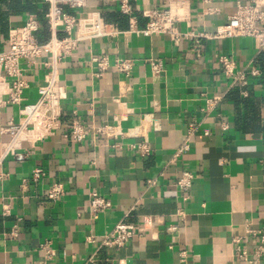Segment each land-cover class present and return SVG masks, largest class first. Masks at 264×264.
I'll return each instance as SVG.
<instances>
[{
	"label": "crops",
	"instance_id": "crops-1",
	"mask_svg": "<svg viewBox=\"0 0 264 264\" xmlns=\"http://www.w3.org/2000/svg\"><path fill=\"white\" fill-rule=\"evenodd\" d=\"M128 1L130 15L119 12V0L65 8L73 14L100 10L121 32L82 42L59 63L66 91L60 127L23 162L2 160L0 264H182L181 251L183 264H244L233 254L232 238L243 236L247 226L264 230V51L252 37H225L204 39L198 57L188 41L175 44L166 35L133 30L144 26L141 10L166 8L170 0ZM247 1L174 0L171 7L179 30L213 33L236 4ZM45 9L42 0H0V49L7 48L8 29L29 15L40 22L39 41H46ZM92 54L106 55L110 63L129 58L133 67L128 75L112 66L97 75ZM217 54L246 72L244 85L223 75ZM150 59L162 61L158 76L151 74ZM21 66L29 82L23 95L31 102L44 69L40 59ZM214 96L216 103L208 106ZM17 111L15 105L3 108L0 123L17 120ZM72 120L92 129L106 125L110 132L93 129L76 142L67 135ZM142 142L149 147L144 155L132 147ZM183 144L187 148L173 157ZM34 168L43 171L37 180ZM183 170L193 173L187 198L176 185ZM53 182L65 191L56 202L45 195ZM91 191L111 202L96 216L89 208ZM119 222L142 230L123 247L102 245ZM14 226L16 235H10Z\"/></svg>",
	"mask_w": 264,
	"mask_h": 264
},
{
	"label": "built area",
	"instance_id": "built-area-1",
	"mask_svg": "<svg viewBox=\"0 0 264 264\" xmlns=\"http://www.w3.org/2000/svg\"><path fill=\"white\" fill-rule=\"evenodd\" d=\"M166 8L154 6L141 10L145 19L144 26L133 28L142 36L166 35L172 43L188 41L191 50L199 57L204 39H221L225 37H252L257 42L259 51H264V0H248L246 3H238L234 12L228 16L227 21L215 28L213 33L205 31H181L177 27L178 16L172 12V3ZM46 5L43 20L47 27L49 38L39 41L37 33L40 22L34 15H29L24 22L12 26L7 32V48L0 49V111L9 106L18 107L17 120L9 118L0 123V164L7 156H12L17 162H23L32 153L33 147L41 140L51 137L61 125V102L66 97L64 85L60 83L58 65L65 58L72 56L82 42L95 38L114 37L121 31L114 23L107 22L100 10H91L86 13L73 14L65 10L82 9L86 6V0H42ZM118 10L122 14L130 15L132 7L128 0H119ZM223 75L232 83L244 85L246 72L236 69L233 58L224 54L216 55ZM38 59L43 66L42 83L37 87V97L34 101H26L24 90L29 87L25 77V67L21 61L28 65L34 64ZM90 61L98 68L100 75L107 67L112 66L115 71L128 75L133 67V61L129 58L116 57L110 63L106 55L92 54ZM150 71L153 76H158L163 70L160 59L149 60ZM251 75H257L258 69L251 67ZM218 97L214 96L206 100L208 106L216 103ZM96 133H109L106 125H98L93 128ZM91 126L78 120H72L68 125V136L76 142H81L90 130ZM141 155L149 152L145 142L132 146ZM187 148L183 144L178 148L173 157L178 156ZM43 175L40 168L32 170L33 179L37 180ZM193 173L183 170L176 180V185L183 192V198H187V192L192 184ZM64 187L61 182H53L46 189V197L53 201H59L64 195ZM111 202L95 191L89 192V208L93 216L103 209H108ZM6 213V210L3 211ZM149 219H145V221ZM174 226L168 227V230ZM142 227L128 223H117L113 229L105 235L101 244L104 246L123 247L134 235L138 234ZM10 235H16L15 226ZM249 237H253L250 248L247 246ZM88 241H93L90 236ZM234 256L243 260L244 264H261L264 261V230L253 229L247 226L245 234L232 238ZM44 249L45 258L52 257L47 243ZM179 261L186 262L185 251L180 252Z\"/></svg>",
	"mask_w": 264,
	"mask_h": 264
}]
</instances>
